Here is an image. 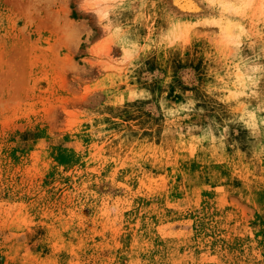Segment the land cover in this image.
<instances>
[{
  "label": "rangeland",
  "instance_id": "374dc122",
  "mask_svg": "<svg viewBox=\"0 0 264 264\" xmlns=\"http://www.w3.org/2000/svg\"><path fill=\"white\" fill-rule=\"evenodd\" d=\"M0 264H264V0H0Z\"/></svg>",
  "mask_w": 264,
  "mask_h": 264
},
{
  "label": "bare ground",
  "instance_id": "6f19581e",
  "mask_svg": "<svg viewBox=\"0 0 264 264\" xmlns=\"http://www.w3.org/2000/svg\"><path fill=\"white\" fill-rule=\"evenodd\" d=\"M187 6V5H186ZM188 7H189V5H188ZM189 9V8H188Z\"/></svg>",
  "mask_w": 264,
  "mask_h": 264
}]
</instances>
